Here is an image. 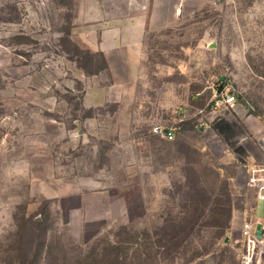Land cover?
<instances>
[{
    "label": "rangeland",
    "instance_id": "1",
    "mask_svg": "<svg viewBox=\"0 0 264 264\" xmlns=\"http://www.w3.org/2000/svg\"><path fill=\"white\" fill-rule=\"evenodd\" d=\"M181 1L110 71L108 0H0V264L236 261L264 0Z\"/></svg>",
    "mask_w": 264,
    "mask_h": 264
},
{
    "label": "crops",
    "instance_id": "2",
    "mask_svg": "<svg viewBox=\"0 0 264 264\" xmlns=\"http://www.w3.org/2000/svg\"><path fill=\"white\" fill-rule=\"evenodd\" d=\"M182 2L184 0L180 4L181 10ZM175 10L180 9L176 7ZM173 11L172 0H108V27L98 47L104 52L110 71L125 69L124 50L136 54L148 33L159 32L168 26ZM245 121L252 133L263 129L264 119L252 118L249 114ZM235 260L233 264H237V256ZM201 264H209V259Z\"/></svg>",
    "mask_w": 264,
    "mask_h": 264
},
{
    "label": "built area",
    "instance_id": "3",
    "mask_svg": "<svg viewBox=\"0 0 264 264\" xmlns=\"http://www.w3.org/2000/svg\"><path fill=\"white\" fill-rule=\"evenodd\" d=\"M214 105L215 110L221 106L234 109L238 106V99L235 93L222 91ZM155 130L168 139L175 135L172 127L156 126ZM243 140L252 141L255 147L254 152H249L238 161L245 176V186L253 195L255 205L242 211L240 233L234 241L238 250L237 264H264V219L257 213L258 208L264 204V123L258 133H245Z\"/></svg>",
    "mask_w": 264,
    "mask_h": 264
}]
</instances>
